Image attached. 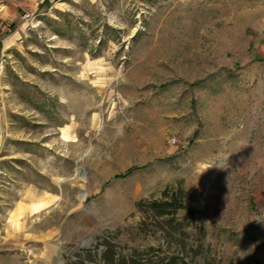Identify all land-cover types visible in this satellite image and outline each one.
Segmentation results:
<instances>
[{
    "label": "rangeland",
    "instance_id": "1",
    "mask_svg": "<svg viewBox=\"0 0 264 264\" xmlns=\"http://www.w3.org/2000/svg\"><path fill=\"white\" fill-rule=\"evenodd\" d=\"M0 264H264V0H0Z\"/></svg>",
    "mask_w": 264,
    "mask_h": 264
},
{
    "label": "trees",
    "instance_id": "2",
    "mask_svg": "<svg viewBox=\"0 0 264 264\" xmlns=\"http://www.w3.org/2000/svg\"><path fill=\"white\" fill-rule=\"evenodd\" d=\"M128 174H130V172L127 173L126 175L122 176V178H124ZM178 201H179V194H175V195H173L171 197L170 202L168 201V202H165V203H153L152 207L156 211L158 216H160V217L172 216V215H174L177 212L178 209L181 208V207H174V205ZM169 208H173V210H171Z\"/></svg>",
    "mask_w": 264,
    "mask_h": 264
},
{
    "label": "built area",
    "instance_id": "3",
    "mask_svg": "<svg viewBox=\"0 0 264 264\" xmlns=\"http://www.w3.org/2000/svg\"><path fill=\"white\" fill-rule=\"evenodd\" d=\"M32 18H33V16H32V14H30V13H26V14L24 15V19L27 20V21L31 20ZM2 68H3V65H2Z\"/></svg>",
    "mask_w": 264,
    "mask_h": 264
},
{
    "label": "crops",
    "instance_id": "4",
    "mask_svg": "<svg viewBox=\"0 0 264 264\" xmlns=\"http://www.w3.org/2000/svg\"><path fill=\"white\" fill-rule=\"evenodd\" d=\"M19 211L25 210V209H21V207L18 209ZM30 210V209H29ZM33 210H37L36 208H34ZM26 211V210H25Z\"/></svg>",
    "mask_w": 264,
    "mask_h": 264
}]
</instances>
